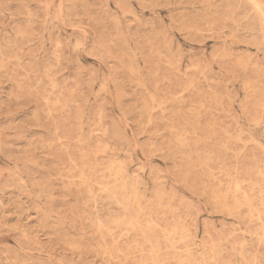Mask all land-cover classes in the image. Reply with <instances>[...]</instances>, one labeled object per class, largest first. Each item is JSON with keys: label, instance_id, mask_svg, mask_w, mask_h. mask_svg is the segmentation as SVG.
<instances>
[{"label": "rangeland", "instance_id": "374dc122", "mask_svg": "<svg viewBox=\"0 0 264 264\" xmlns=\"http://www.w3.org/2000/svg\"><path fill=\"white\" fill-rule=\"evenodd\" d=\"M263 16L0 0V264H264Z\"/></svg>", "mask_w": 264, "mask_h": 264}, {"label": "bare ground", "instance_id": "6f19581e", "mask_svg": "<svg viewBox=\"0 0 264 264\" xmlns=\"http://www.w3.org/2000/svg\"><path fill=\"white\" fill-rule=\"evenodd\" d=\"M250 2H251V0H250ZM254 3V6H256V8H257V4L255 3V2H253ZM253 6V5H252ZM253 6V7H254ZM258 10H259V8H257ZM257 11V10H256ZM258 12H260V11H258ZM261 13V12H260ZM261 15V14H260ZM264 17V16H263ZM258 18H259V16H258ZM263 21H264V18H263Z\"/></svg>", "mask_w": 264, "mask_h": 264}]
</instances>
